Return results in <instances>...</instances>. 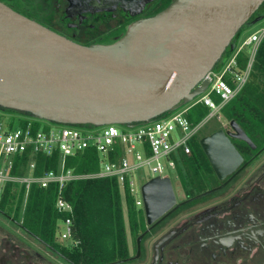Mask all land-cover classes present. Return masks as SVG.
I'll return each instance as SVG.
<instances>
[{
    "label": "water",
    "instance_id": "obj_1",
    "mask_svg": "<svg viewBox=\"0 0 264 264\" xmlns=\"http://www.w3.org/2000/svg\"><path fill=\"white\" fill-rule=\"evenodd\" d=\"M263 3L174 0L133 24L117 43L86 46L0 1V109L69 125L133 126L154 120L207 89L206 75ZM230 125L238 138L256 147L235 120ZM200 143L219 180L244 160L223 128L202 137ZM223 186L177 203L170 177L144 183L149 228L137 239L138 255L143 237L168 213Z\"/></svg>",
    "mask_w": 264,
    "mask_h": 264
},
{
    "label": "flooded vegetation",
    "instance_id": "obj_2",
    "mask_svg": "<svg viewBox=\"0 0 264 264\" xmlns=\"http://www.w3.org/2000/svg\"><path fill=\"white\" fill-rule=\"evenodd\" d=\"M0 1L67 39L89 46L117 43L133 24L156 15L174 0ZM231 121L223 127L218 123L202 137L223 128L244 158L241 165L224 180L214 173L210 186L194 196L224 184L222 188L182 204L151 227L139 255L136 243L135 261L144 260L147 241L157 234L150 248L151 264H181L172 260L179 255L188 257L189 264H264V134L246 131L237 122L254 148L236 136ZM194 196L186 195L177 203ZM168 233L167 240L156 246Z\"/></svg>",
    "mask_w": 264,
    "mask_h": 264
},
{
    "label": "built area",
    "instance_id": "obj_3",
    "mask_svg": "<svg viewBox=\"0 0 264 264\" xmlns=\"http://www.w3.org/2000/svg\"><path fill=\"white\" fill-rule=\"evenodd\" d=\"M264 40V27L251 33L238 44L231 57L219 68H213L206 78L207 89L184 106L172 110L159 119L120 128L124 124H108L101 127L76 126L23 115L18 124L8 118L0 119V200L9 184L25 187V201L33 184L59 187L57 207L67 215L60 227V240L73 242L74 207L63 197V189L72 181L114 178L123 198L129 192L138 208H144L142 186L154 177H168V169H176L182 155H190V142L212 121L226 126V106L235 99L248 83L256 62V56ZM245 46L252 50L247 61L240 66L238 57ZM198 105L208 109L198 122L189 118L190 111ZM14 117V116H12ZM87 149L100 154V169L95 172H75L67 167L68 158ZM58 155L57 170L51 169L35 175L39 155ZM29 157L25 175L13 174L16 159ZM146 176H148L146 178ZM77 244V242H74Z\"/></svg>",
    "mask_w": 264,
    "mask_h": 264
},
{
    "label": "trees",
    "instance_id": "obj_4",
    "mask_svg": "<svg viewBox=\"0 0 264 264\" xmlns=\"http://www.w3.org/2000/svg\"><path fill=\"white\" fill-rule=\"evenodd\" d=\"M264 18V3L253 14L248 23L238 32V40L231 43L215 69L222 66L234 53L239 44V34L250 24ZM243 67L247 56L240 53L238 57ZM12 113H28L14 109H4ZM165 112L156 119L162 118ZM208 113L202 105L193 108L189 118L198 122ZM227 120H235L246 131L264 134V40L261 43L251 77L242 91L224 109ZM76 126H93L90 124ZM208 127V125L206 126ZM205 127V129H206ZM202 134L191 142L192 153L182 155L177 162L183 176L186 195L194 196L206 190L214 178V169L206 156L200 140ZM249 156V155H246ZM29 157H18L13 174L25 175L28 170ZM58 155H39L36 161L35 175H42L51 169L57 170ZM67 167L75 172H95L100 169V154L87 149L68 158ZM207 183V185H206ZM25 187L16 188L9 184L0 200V210L13 220L22 224L36 239L62 257L69 264H125L132 258L128 235L136 246L138 237L147 229L145 212L135 204L134 196L126 193L124 200L119 184L114 178H96L69 182L63 189V197L74 207L73 242L63 243L59 240L60 227L67 215L57 207V184L41 187L33 184L25 201ZM124 201L127 217L124 212ZM147 235V234H146ZM74 242H77L75 244Z\"/></svg>",
    "mask_w": 264,
    "mask_h": 264
},
{
    "label": "rangeland",
    "instance_id": "obj_5",
    "mask_svg": "<svg viewBox=\"0 0 264 264\" xmlns=\"http://www.w3.org/2000/svg\"><path fill=\"white\" fill-rule=\"evenodd\" d=\"M262 27H264V18L252 24L251 26L244 28L239 34V44H241L251 33H253L258 29H261ZM251 50H252L251 46H245V48L243 49V54L247 56L250 54ZM8 118H10L14 124H18L19 120L23 119V115L21 113H12L11 111L0 109L1 121H5ZM224 123H228V122L224 120ZM217 125H218L217 121L212 120L208 124V127H206V129H204L201 132V134L203 135L204 133L210 131V129L216 128ZM96 127L99 128L101 126H96ZM119 127L127 128L126 125H119ZM260 162L262 161L259 160L258 162H256L257 166L259 165ZM185 166L186 164H182L181 166H179L178 169H181V167H185ZM255 167L256 166H254V168ZM178 169L177 168L168 169L165 174L166 176L171 178L177 199L179 201H182L186 197V190L184 186L183 176L181 175L182 171L180 172ZM147 177L148 176H146V178ZM141 209L144 210V208ZM124 212H125V216L127 217V209H126L125 201H124ZM128 239L130 244L131 255L133 258H135V244L130 234L128 235ZM156 239H157V234L151 236L147 241V245L149 246V251L148 254L145 256L144 260L142 261L134 260L132 262L125 264H151L150 248L152 246V243ZM62 242L66 243L67 241L64 240ZM187 259L188 257L180 256V255L172 258L173 261L178 260L181 262V264H189V262H186ZM0 264H69V263H67L62 257L54 253L52 250L47 248L41 242H39L33 235L25 231L21 226H19L11 218L7 217L5 213L0 210Z\"/></svg>",
    "mask_w": 264,
    "mask_h": 264
}]
</instances>
